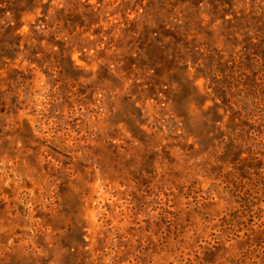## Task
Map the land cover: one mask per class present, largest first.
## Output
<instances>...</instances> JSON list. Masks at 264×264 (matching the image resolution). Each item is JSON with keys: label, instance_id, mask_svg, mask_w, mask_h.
I'll return each mask as SVG.
<instances>
[{"label": "rangeland", "instance_id": "374dc122", "mask_svg": "<svg viewBox=\"0 0 264 264\" xmlns=\"http://www.w3.org/2000/svg\"><path fill=\"white\" fill-rule=\"evenodd\" d=\"M0 9V264H264V0Z\"/></svg>", "mask_w": 264, "mask_h": 264}, {"label": "trees", "instance_id": "16d2710c", "mask_svg": "<svg viewBox=\"0 0 264 264\" xmlns=\"http://www.w3.org/2000/svg\"><path fill=\"white\" fill-rule=\"evenodd\" d=\"M43 6L39 0H0V9L5 12H20L25 8L35 9Z\"/></svg>", "mask_w": 264, "mask_h": 264}]
</instances>
